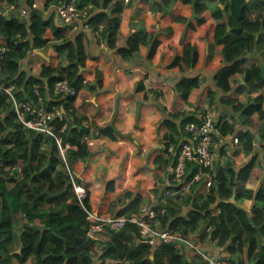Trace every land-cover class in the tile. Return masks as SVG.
I'll return each instance as SVG.
<instances>
[{"label": "trees", "instance_id": "16d2710c", "mask_svg": "<svg viewBox=\"0 0 264 264\" xmlns=\"http://www.w3.org/2000/svg\"><path fill=\"white\" fill-rule=\"evenodd\" d=\"M40 1L45 8L57 2L25 0L30 7L25 16L0 14V37L5 45L0 59V86L13 87L12 95L18 102L34 100V87L38 86L46 109L63 108L65 115H56L53 119L56 138L43 137L17 120L12 98L0 92V264H12L13 260L19 264L28 260L32 264H205L197 257L188 261L178 243H161L152 248L140 242L136 226L130 223L118 232H111L107 241L87 237L91 226L86 219L87 211H91L89 197L86 193L85 199L79 200L75 194L71 169L76 162L89 158L84 138L91 139L99 133L111 138L115 135L107 128L85 125V119L75 116L76 96L62 97L54 93L55 85L62 81L77 92L84 88L80 68L85 67L91 56L84 48L82 33L73 34L69 25L57 26L56 16L47 18L33 8ZM113 1L101 4L100 0H79L80 7L92 5L86 25L92 32L102 27L100 38L107 48L120 51L126 58L134 56L140 46L148 45V57L152 59L163 44L161 71L176 68L183 74L174 90L185 102L201 85V79L193 73L210 55L219 68L214 78L219 91H230L231 78L238 73L244 75L247 86L259 88L260 95L245 105L238 103L234 107L233 101L229 104L245 120L242 124L264 125V67L248 55L258 51L264 58V20L252 19V13L264 10V0H154L159 19L171 12L173 23L187 28L195 26L176 16L183 5L192 6L200 36L184 46L176 44L172 27L163 30L165 39H161L163 32L153 30L142 35L133 33L123 41L118 31L123 6ZM5 4L18 7L22 3L21 0H0V10ZM49 33L58 64L54 68L43 65L38 77L29 76L21 70V64L33 50L47 46ZM210 39L213 44L207 53ZM102 79L97 71L96 82L86 87L88 91L98 93ZM179 116L180 113L168 115L169 134L164 135L166 145L173 146L174 152L168 155L172 170L170 186L154 191L160 193L156 205L148 197L125 193L127 202L117 214L130 216L137 214L141 205H153L157 215L151 222L157 228L170 229L187 239L199 228H210L205 237L216 240L218 247H227L232 254L229 264H236L234 257L243 247H247L248 259L253 255V264H264V245H260L264 237V187L255 193L245 189L253 172L252 162L239 172L223 167L215 173L210 187L195 183L189 195H172L180 189L172 178L181 141L187 137L184 127L199 119L178 123ZM215 128L222 136L235 132V126L227 120L220 119ZM237 140L246 155L252 152L250 134L237 135ZM261 141L264 142V135ZM60 149H64V156ZM194 171V164L188 162L185 179L191 180ZM233 197L236 201L252 199L256 204L253 215L250 217L237 207L231 200ZM215 209L220 211L218 215L213 214ZM256 249L258 254H254Z\"/></svg>", "mask_w": 264, "mask_h": 264}, {"label": "crops", "instance_id": "0c3cea01", "mask_svg": "<svg viewBox=\"0 0 264 264\" xmlns=\"http://www.w3.org/2000/svg\"><path fill=\"white\" fill-rule=\"evenodd\" d=\"M105 1L100 0V3L103 4ZM116 1L123 6L118 30L123 41L133 33L142 35L153 30L163 32L168 27L173 28L172 37L179 46L192 43L200 36L196 19L193 17V8L189 4L183 5L176 17L187 19L195 28L173 23L171 12L159 19L154 0H149V3L145 0L113 2ZM21 3L17 8L3 5L0 14L20 15L22 10L28 13L30 10L25 0H21ZM34 4L47 18L54 15L53 4H48L46 8L41 1ZM56 19L57 17L54 19L55 24L61 25ZM252 19L264 20V10L252 13ZM71 29L73 34L82 33L84 48L91 56L87 59L85 67L80 69L84 88L78 92L73 105L75 116L85 119V125L107 128V131H112L115 135L111 138L109 135L99 133L89 139L87 141L89 158L85 162H76L71 169L74 183L88 194L93 213L119 215L117 213L127 202L124 200L125 193L142 198L148 197L154 205L158 203L157 195L160 193L154 191L166 190L165 188L171 184L172 170L168 155L174 152L173 146L166 145L164 135L169 134L167 118L173 113H180L178 123H187L193 120L192 118L197 120L206 111L211 114L214 123L220 119L233 123L235 126L233 135L222 136L217 130L212 135L211 171L215 175L218 170L228 166L239 172L246 164L252 162L253 172L245 184V189L255 193L260 187H264V142L261 141L264 125L258 122H252V127L242 124L245 120L239 114H235L233 106L229 104L233 101L234 107L238 103L245 105L260 95L259 88L245 84L243 74L238 73L231 78L230 91L226 93L219 91L214 80L219 68L213 63L214 57L209 55L193 73L201 79L200 87L194 89L185 102L174 90L183 74L176 68L161 71L163 44L159 46L152 59L148 57V45L140 46L134 56L124 58L120 51L107 48L106 43L91 30L82 27ZM49 37L45 48L33 50L21 64V70L29 76L38 77L43 65L52 68L57 66L58 56L51 46L50 33ZM161 39H165L164 32ZM208 42L207 53L213 40L210 39ZM248 55L259 60L264 67V58L258 51ZM97 71L103 76L102 88L98 93H91L86 87L95 84ZM59 112V116L65 115L63 108ZM243 133H248L252 137L253 150L247 155L239 141L233 142L234 137ZM172 181L175 182L173 178ZM189 194L190 191H184L180 196ZM231 200L250 217L253 215L252 208L256 204L252 199L240 198L236 201L233 197ZM111 209L115 211L111 213ZM111 232H107V238ZM206 233H208L206 229L199 228L188 239L204 253H211L229 262L232 258L231 252L227 247H218L216 240L206 238ZM260 245H264V237ZM181 247L188 261L196 257L201 259L194 248L188 249L182 245ZM256 253H259L258 249L255 250L254 254ZM234 260L236 264H253L254 257L252 255L248 259L247 247H243ZM12 264L19 263L13 260ZM24 264L32 262L28 260Z\"/></svg>", "mask_w": 264, "mask_h": 264}, {"label": "built area", "instance_id": "2783aa9c", "mask_svg": "<svg viewBox=\"0 0 264 264\" xmlns=\"http://www.w3.org/2000/svg\"><path fill=\"white\" fill-rule=\"evenodd\" d=\"M53 6V14L56 15L58 22L61 25H69L73 29L82 27L88 29L86 21L91 16L92 5L79 6V0H57ZM14 7V6H13ZM38 7V6H37ZM36 9V6H33ZM13 9V8H12ZM22 16L27 14L26 10L20 12ZM9 16V15H5ZM90 30V29H89ZM102 27L93 32L97 37H100ZM4 43L0 41V59L5 52ZM0 92L9 95L13 100V107L17 120L26 128L38 132L43 137H55V128L52 124L56 115H60L59 109L49 111L45 107L44 99L39 93L38 86L34 87V100L18 102L12 95L13 87L2 88ZM54 93L62 97L78 96V92L71 87L66 81L59 82L54 87ZM187 135L186 139L181 141L180 151L177 161L173 167V178L176 185L180 188L172 193V195H182L195 183L206 184L210 187L212 179L215 176L212 173L213 157H212V135L217 130L214 120L209 112H204L200 115L197 122H189L184 127ZM84 138V141H88ZM60 143V140L57 139ZM233 142L237 143V137H234ZM60 153L64 156V149H60ZM188 162H192L195 167L194 175L191 180L185 179V170ZM73 190L79 200L86 197V192L78 187L73 182ZM169 194L166 192V195ZM219 210L215 209V214H219ZM156 211L146 205L139 207L137 214L130 216L114 215V214H98L92 211H87L86 219L91 222V226L87 231V237L93 241H107V232H118L122 230L126 224H134L137 228L139 240L142 243L154 248L156 245L164 243H178L185 248L195 249L205 264H229L228 261L219 258L211 253H204L199 247L189 239L181 236L180 233L170 229L157 228L151 220L156 217ZM207 232L211 229L207 228ZM109 239V238H108Z\"/></svg>", "mask_w": 264, "mask_h": 264}, {"label": "clouds", "instance_id": "9594fccd", "mask_svg": "<svg viewBox=\"0 0 264 264\" xmlns=\"http://www.w3.org/2000/svg\"><path fill=\"white\" fill-rule=\"evenodd\" d=\"M12 7V6H11ZM15 7V6H14ZM15 8H17V7H15ZM30 8V7H29ZM21 15V14H20ZM71 27V26H70ZM0 41H2V38L0 37Z\"/></svg>", "mask_w": 264, "mask_h": 264}, {"label": "rangeland", "instance_id": "374dc122", "mask_svg": "<svg viewBox=\"0 0 264 264\" xmlns=\"http://www.w3.org/2000/svg\"><path fill=\"white\" fill-rule=\"evenodd\" d=\"M18 235V234H17ZM107 240H108V238H107Z\"/></svg>", "mask_w": 264, "mask_h": 264}, {"label": "water", "instance_id": "95a60500", "mask_svg": "<svg viewBox=\"0 0 264 264\" xmlns=\"http://www.w3.org/2000/svg\"><path fill=\"white\" fill-rule=\"evenodd\" d=\"M80 69H82V68H80Z\"/></svg>", "mask_w": 264, "mask_h": 264}]
</instances>
